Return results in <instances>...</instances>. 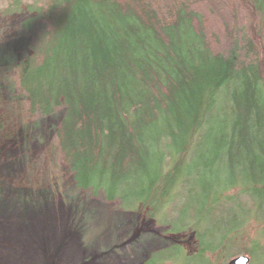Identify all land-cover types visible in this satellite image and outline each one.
Listing matches in <instances>:
<instances>
[{"label": "trees", "instance_id": "16d2710c", "mask_svg": "<svg viewBox=\"0 0 264 264\" xmlns=\"http://www.w3.org/2000/svg\"><path fill=\"white\" fill-rule=\"evenodd\" d=\"M6 11L24 14L26 56L9 64L31 112L64 108L56 135L75 186L157 218L176 244L145 264H264L263 225V242L241 246L264 222V0H8Z\"/></svg>", "mask_w": 264, "mask_h": 264}, {"label": "rangeland", "instance_id": "374dc122", "mask_svg": "<svg viewBox=\"0 0 264 264\" xmlns=\"http://www.w3.org/2000/svg\"><path fill=\"white\" fill-rule=\"evenodd\" d=\"M7 6L8 0H0V264H145L164 246L163 254L172 253L176 244L168 247L173 241L161 235L165 227L157 218L75 186L56 135L64 108L48 116L31 112L9 64L26 56L27 36L21 30L24 14ZM180 213L173 221L183 227L187 212ZM250 223L243 249L254 239L263 242L256 225L264 222ZM178 241L184 253L194 251L193 237ZM197 260L181 256L163 264Z\"/></svg>", "mask_w": 264, "mask_h": 264}, {"label": "water", "instance_id": "95a60500", "mask_svg": "<svg viewBox=\"0 0 264 264\" xmlns=\"http://www.w3.org/2000/svg\"><path fill=\"white\" fill-rule=\"evenodd\" d=\"M249 257L247 255H239L228 261L227 264H248Z\"/></svg>", "mask_w": 264, "mask_h": 264}]
</instances>
